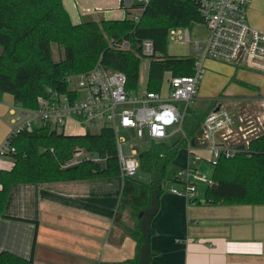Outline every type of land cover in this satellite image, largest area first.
Segmentation results:
<instances>
[{
  "label": "trees",
  "instance_id": "1",
  "mask_svg": "<svg viewBox=\"0 0 264 264\" xmlns=\"http://www.w3.org/2000/svg\"><path fill=\"white\" fill-rule=\"evenodd\" d=\"M122 19L84 18L71 21L62 0H0V100L3 94L13 97V105L36 108V98L48 88L66 91L64 78L90 70L98 60L126 76V89L139 88L142 57L137 43L142 38L154 42L155 55L150 59L146 88L159 91L168 76L189 75L194 57L171 56L167 39L173 28L190 29L203 23L194 3L185 0H150L138 22L128 16L126 4ZM127 39L131 48L116 49L109 40ZM52 44L63 48V57L53 60ZM196 102V103H195ZM194 103V104H193ZM215 106L214 100H193L183 118L185 137L169 144L151 140L148 150L137 153L138 169L149 174L144 182L124 175L116 215L127 212L131 226L118 224L135 242V257L119 264H139L144 258L151 220L166 180V167L180 147L202 146L201 124ZM13 152L10 169L0 170V214L3 213L10 186L15 183H46L121 176L117 141L114 132L103 127L98 132L67 134L50 125L24 128L10 138ZM97 152L98 159L81 160L76 167L68 162L78 152ZM215 187L206 186L204 202L214 204H264V133L250 141L248 149L230 158L221 157L211 175ZM173 181L176 179L173 176ZM199 200H197V203ZM141 213V215H140ZM0 264H33V257L22 258L7 251L0 252Z\"/></svg>",
  "mask_w": 264,
  "mask_h": 264
},
{
  "label": "crops",
  "instance_id": "2",
  "mask_svg": "<svg viewBox=\"0 0 264 264\" xmlns=\"http://www.w3.org/2000/svg\"><path fill=\"white\" fill-rule=\"evenodd\" d=\"M62 2L74 23L84 18L94 19L95 12L101 15L100 19L125 16L120 0H116L114 8L108 0ZM125 3L130 2L125 0ZM114 9L123 11L122 16L110 18ZM246 17L251 27L264 33V0H250ZM141 64L139 87L147 89L149 62L142 72ZM170 77L166 78V87ZM12 105V95L3 94L0 145L15 123L14 117L6 121ZM262 109L254 114L262 123L259 135L264 133ZM65 133L84 134L85 131ZM194 149L198 167L211 176L213 166L210 169L202 163L208 151L201 145ZM187 159L188 155L185 165ZM12 164L13 160L4 156L0 170L10 169ZM122 183L123 178L115 176L12 184L3 211L7 216L0 214V252L26 259L32 256L33 264H119L134 259L136 242L118 224L120 221L128 225L129 216L127 212L116 215ZM202 184L203 187H198L199 202L195 205L187 204L182 196L171 192V188L178 186L162 191L150 223L152 233L139 264H264V204L204 202L206 185Z\"/></svg>",
  "mask_w": 264,
  "mask_h": 264
},
{
  "label": "built area",
  "instance_id": "3",
  "mask_svg": "<svg viewBox=\"0 0 264 264\" xmlns=\"http://www.w3.org/2000/svg\"><path fill=\"white\" fill-rule=\"evenodd\" d=\"M140 12L131 18L138 22L144 6L150 0H138ZM196 5L208 34L202 40L194 41L199 53L194 57L192 74L171 76L163 92L126 89V76L123 72L105 67L100 60L86 72L71 74L64 78L66 91L48 88L46 94L36 98V108H22L12 105L9 109L15 115L14 127L0 145V160L15 149L10 138L24 128L50 125L53 129L65 133L67 125L73 122L82 131L92 128H110L116 137L117 155L121 177L132 175L138 169L137 151L131 150L125 156L117 133L120 129L130 128L141 141L162 140L168 136L167 128L176 125V131L183 130V118L187 106L194 100L198 84L204 72L205 59L220 60L235 66L246 65L264 73V33L251 27L246 17V7L250 0H185ZM130 4V3H129ZM170 30L173 38L184 34V41H190L188 28ZM109 46L116 49H130L127 39H110ZM137 52L141 57L152 59L155 55L154 42L142 38L137 43ZM185 103L183 112L175 104ZM262 123L253 116L231 114L219 105L212 109L201 124L202 148L208 155L202 157L210 165H216L221 158H230L237 152L248 149L249 143L259 135ZM252 133V135H251ZM188 159L185 166L174 173L179 187L171 192L182 196L187 204H197L198 184H213L211 177L197 166L198 155L193 145L188 144ZM80 153V152H78ZM77 153V154H78Z\"/></svg>",
  "mask_w": 264,
  "mask_h": 264
},
{
  "label": "rangeland",
  "instance_id": "4",
  "mask_svg": "<svg viewBox=\"0 0 264 264\" xmlns=\"http://www.w3.org/2000/svg\"><path fill=\"white\" fill-rule=\"evenodd\" d=\"M94 1V0H93ZM111 7L114 8L116 5V0H108ZM125 1V0H124ZM131 4H138V0H129ZM128 16L137 14L140 12L138 7L128 8ZM110 18H119L122 16L123 11L114 9ZM118 14V15H117ZM101 15L98 12L92 16L95 20H100ZM184 31V28H176ZM181 31L180 34H183ZM190 41H184V34L179 35L175 38L171 36L169 31L167 39V53L171 56H190L197 57L199 55L194 48L195 40H202L207 36L208 30L204 23H197L189 29ZM1 52V47H0ZM53 60L59 61L64 53L63 48L52 44ZM141 72L147 69V62L150 63V59L142 57ZM149 66V64H148ZM204 72L199 83V89L197 90L194 98L199 100H216V104H220L221 108L226 109L231 114L243 115L245 117L253 116L254 114L260 112L264 108V73L257 71L255 69L248 68L246 65L235 66L220 60L207 58L203 63ZM146 74V73H145ZM142 86V85H141ZM140 86V87H141ZM139 87V88H140ZM143 89V87H141ZM166 90V79L162 82V91ZM196 101V100H195ZM196 103V102H195ZM175 104L179 107L180 111L183 112L185 103L183 101H176ZM194 104V103H193ZM214 106V107H215ZM213 107V108H214ZM15 115L9 114L7 117V122ZM18 122L11 125L12 128L16 127ZM176 125L167 128L168 136L165 141L169 144L174 143L177 140H182L183 135L180 131H176ZM81 128L77 127L73 122L68 123L66 132L80 131ZM91 132H98V128H92ZM259 137V136H258ZM118 142L121 144L123 154L125 156H130L131 150L135 149L137 153L148 150L152 141H141L137 138L135 131L126 128L120 129L117 133ZM255 139V138H254ZM85 151H81L75 154L71 160H69L68 165L78 163L79 154H84ZM208 154V153H207ZM188 155L187 147H180L178 153L174 160L168 163L166 167V180L163 183V190H168L171 186H178L179 184L173 181L174 173L184 166L186 158ZM6 159L12 161V157L6 155ZM202 161V160H201ZM208 165L210 169L212 166L208 162L202 161V163ZM199 163V160L197 161ZM203 163V164H204ZM204 164V165H205ZM198 166V165H197ZM12 167V166H11ZM200 168V167H199ZM202 168V165H201ZM204 172L203 169H200ZM205 174L209 177L210 174ZM132 176L138 178L144 182L150 180L148 173L141 169H137L132 173ZM211 177V176H210ZM198 187H203L202 183L198 184ZM128 225L131 224V219L128 218Z\"/></svg>",
  "mask_w": 264,
  "mask_h": 264
},
{
  "label": "water",
  "instance_id": "5",
  "mask_svg": "<svg viewBox=\"0 0 264 264\" xmlns=\"http://www.w3.org/2000/svg\"><path fill=\"white\" fill-rule=\"evenodd\" d=\"M218 108H219V106H216L215 108H214V110L216 111V110H218ZM98 157H99V154L97 153V152H86V153H84V154H79V156H78V159H79V161H81V160H93V159H98ZM77 166V163H74V164H72V165H68V167H76ZM216 186V184L215 183H213L212 184V187H215ZM140 215H141V213H140Z\"/></svg>",
  "mask_w": 264,
  "mask_h": 264
}]
</instances>
